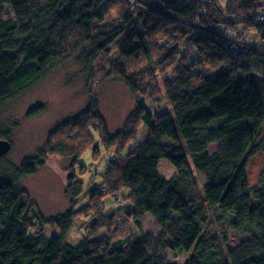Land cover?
I'll list each match as a JSON object with an SVG mask.
<instances>
[{
    "label": "trees",
    "instance_id": "16d2710c",
    "mask_svg": "<svg viewBox=\"0 0 264 264\" xmlns=\"http://www.w3.org/2000/svg\"><path fill=\"white\" fill-rule=\"evenodd\" d=\"M107 2L100 8L103 0H0V106L67 58L86 83L110 78L134 103L109 140L93 95L15 170L32 175L47 155L66 160L64 213L46 220L23 201L16 177L0 171V264H180L160 256L165 250L187 254L184 264H264V0H226L223 10L214 6L218 0ZM224 12L234 38L218 32L217 14ZM248 32L259 36V49L246 40ZM42 112L35 105L26 117ZM4 133L0 138L9 140ZM137 136L145 137L142 145L126 151ZM119 138L126 145L113 160L105 157L101 185L76 209L84 183L75 169L87 171L80 159L88 145L97 161ZM163 159L176 173L164 181L157 174L158 181ZM102 195L129 208L120 211L122 222L131 220L137 232L110 234L116 222L102 211ZM90 210L91 235L71 242L75 218ZM145 214L159 229L156 236L143 232ZM46 224L55 235L44 233ZM229 233L240 237L229 243Z\"/></svg>",
    "mask_w": 264,
    "mask_h": 264
},
{
    "label": "rangeland",
    "instance_id": "374dc122",
    "mask_svg": "<svg viewBox=\"0 0 264 264\" xmlns=\"http://www.w3.org/2000/svg\"><path fill=\"white\" fill-rule=\"evenodd\" d=\"M225 1L218 0L214 6L217 7L218 5L223 10ZM107 4V0H103L100 8H106ZM211 13L212 10L209 14ZM217 15L221 24L218 32L227 35V37H236V32L232 31V25L229 26L227 23V21H230L227 14L224 12ZM232 20L238 21L237 18H232ZM236 26L238 27L239 24ZM245 38L251 45L257 41L255 45L257 49L262 45L259 36L254 32L246 33ZM73 60L72 58H67L52 64L39 78L0 106V130L9 136L11 143V150L0 158V171L4 172L8 177H16L19 188L25 192L22 197L23 201L31 208L39 211L46 220L64 213L70 207L69 200L65 194L68 184V162L60 156L47 155L44 158V164L34 174L20 175L15 170L21 161L27 157H35L37 151L43 147L49 132L82 113L89 105L93 95L97 98L98 111L111 135L108 138L109 140H113L112 136L118 134L126 124L125 122L134 104L127 90L120 83L112 81L110 78L104 79L102 84L86 83L87 75L82 74L80 66L76 65ZM153 73L155 74V72ZM155 76L161 82L160 76L158 74ZM160 99L163 100L161 95ZM35 105H42L43 112L35 117H26L27 111ZM1 139L5 138L1 137ZM144 140L145 137L139 136L134 142L131 141L126 145V140L119 138L113 143L112 147L101 151V156L97 161L92 160V145H88L90 151L86 152L80 159V164L85 166L87 171L84 172L82 169V174H79L78 168L75 169L78 180L84 183L83 193L75 206L76 209L85 206L83 204L87 205L93 187L101 185V176L105 168L108 169L104 161L113 157L114 152H117L124 145L127 146V151L131 147L139 148ZM209 150L210 152L215 151L216 146H211ZM127 154L125 153L124 155L126 156ZM156 170L158 181L160 179L157 174L164 181V179L167 180L176 173L175 168L165 159L158 163ZM248 170L250 171V182L256 184L258 182V171L254 172V165L251 164L248 166ZM122 174L121 171L117 170L119 177H122ZM198 182L201 184V181ZM114 197V195H102L101 197L102 211L113 216L116 222L110 234L115 233L114 237L122 238L137 232L136 225L131 220L125 221L123 219L122 222L124 213L122 212V214L120 211H127L129 208L124 207L123 209V206L116 202ZM81 205L83 206L80 207ZM93 213L95 212L90 210L87 215H77L75 227L68 235L71 242L76 243L83 236L91 235L89 227L95 220ZM119 213L122 214L121 217L117 215ZM128 215H126V218ZM113 224H110V227ZM141 224L143 232L146 234L156 236L159 233V229L150 215L145 214ZM107 232V227L98 229L99 237L105 236ZM44 233L50 237L56 234V230L53 225L46 224ZM239 237L229 233V243H235ZM160 256L175 260L180 264H184L187 258V254H179L174 257L169 250H165Z\"/></svg>",
    "mask_w": 264,
    "mask_h": 264
},
{
    "label": "water",
    "instance_id": "95a60500",
    "mask_svg": "<svg viewBox=\"0 0 264 264\" xmlns=\"http://www.w3.org/2000/svg\"><path fill=\"white\" fill-rule=\"evenodd\" d=\"M11 150V143L9 140H0V158L4 157Z\"/></svg>",
    "mask_w": 264,
    "mask_h": 264
},
{
    "label": "clouds",
    "instance_id": "9594fccd",
    "mask_svg": "<svg viewBox=\"0 0 264 264\" xmlns=\"http://www.w3.org/2000/svg\"><path fill=\"white\" fill-rule=\"evenodd\" d=\"M107 167V166H106Z\"/></svg>",
    "mask_w": 264,
    "mask_h": 264
}]
</instances>
